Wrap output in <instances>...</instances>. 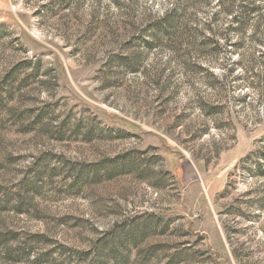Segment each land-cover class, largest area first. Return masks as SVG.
Instances as JSON below:
<instances>
[{
    "label": "rangeland",
    "instance_id": "1",
    "mask_svg": "<svg viewBox=\"0 0 264 264\" xmlns=\"http://www.w3.org/2000/svg\"><path fill=\"white\" fill-rule=\"evenodd\" d=\"M177 2L0 0V264H264V67Z\"/></svg>",
    "mask_w": 264,
    "mask_h": 264
},
{
    "label": "trees",
    "instance_id": "2",
    "mask_svg": "<svg viewBox=\"0 0 264 264\" xmlns=\"http://www.w3.org/2000/svg\"><path fill=\"white\" fill-rule=\"evenodd\" d=\"M214 1L215 10L201 21L195 9H206L211 0H178L153 21L151 36L155 41L162 38L200 55L235 54L236 61L224 60L231 71L241 64L250 71L263 68L264 0Z\"/></svg>",
    "mask_w": 264,
    "mask_h": 264
}]
</instances>
